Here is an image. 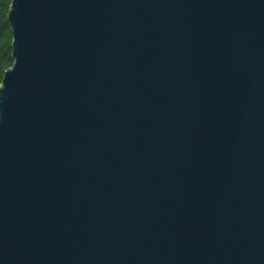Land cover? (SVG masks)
Instances as JSON below:
<instances>
[{
	"label": "water",
	"instance_id": "obj_1",
	"mask_svg": "<svg viewBox=\"0 0 264 264\" xmlns=\"http://www.w3.org/2000/svg\"><path fill=\"white\" fill-rule=\"evenodd\" d=\"M0 264H264V0H11Z\"/></svg>",
	"mask_w": 264,
	"mask_h": 264
},
{
	"label": "trees",
	"instance_id": "obj_2",
	"mask_svg": "<svg viewBox=\"0 0 264 264\" xmlns=\"http://www.w3.org/2000/svg\"><path fill=\"white\" fill-rule=\"evenodd\" d=\"M11 0H0V82L5 69L13 63L12 57V34L7 20V12Z\"/></svg>",
	"mask_w": 264,
	"mask_h": 264
}]
</instances>
